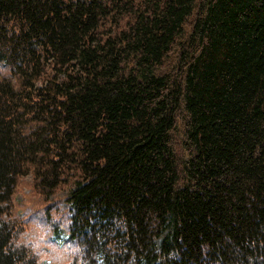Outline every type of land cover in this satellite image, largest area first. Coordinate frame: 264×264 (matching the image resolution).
Returning a JSON list of instances; mask_svg holds the SVG:
<instances>
[{
	"label": "trees",
	"instance_id": "16d2710c",
	"mask_svg": "<svg viewBox=\"0 0 264 264\" xmlns=\"http://www.w3.org/2000/svg\"><path fill=\"white\" fill-rule=\"evenodd\" d=\"M1 69L0 264L74 170V261L264 264V0H0Z\"/></svg>",
	"mask_w": 264,
	"mask_h": 264
},
{
	"label": "rangeland",
	"instance_id": "374dc122",
	"mask_svg": "<svg viewBox=\"0 0 264 264\" xmlns=\"http://www.w3.org/2000/svg\"><path fill=\"white\" fill-rule=\"evenodd\" d=\"M0 74H7V70L1 69ZM33 177L28 173L17 179L3 216L14 228L13 243L26 248L34 264H81V260H73L80 255L78 243L60 244L54 238V232L65 230L69 223L67 196L74 180L80 178L79 172L70 171L49 188Z\"/></svg>",
	"mask_w": 264,
	"mask_h": 264
}]
</instances>
